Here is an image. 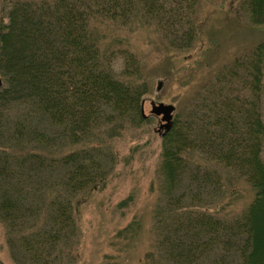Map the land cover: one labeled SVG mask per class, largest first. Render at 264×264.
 Wrapping results in <instances>:
<instances>
[{"label":"trees","instance_id":"trees-1","mask_svg":"<svg viewBox=\"0 0 264 264\" xmlns=\"http://www.w3.org/2000/svg\"><path fill=\"white\" fill-rule=\"evenodd\" d=\"M197 1L8 2L0 31V218L15 264H57L71 254L79 244L76 208L115 167L111 141L144 121L137 58L121 51L119 78L91 21L127 23L142 14L180 52L197 36ZM239 4L264 28V0ZM263 78L264 40L222 65L161 136L164 182L144 258L150 264H264ZM64 143L77 148L52 152ZM222 169L255 189L229 218L214 206Z\"/></svg>","mask_w":264,"mask_h":264},{"label":"rangeland","instance_id":"rangeland-1","mask_svg":"<svg viewBox=\"0 0 264 264\" xmlns=\"http://www.w3.org/2000/svg\"><path fill=\"white\" fill-rule=\"evenodd\" d=\"M10 1L14 0H0V31L7 22ZM239 1L198 0L193 14L197 36L188 49L180 52L169 46L156 21L142 14L127 23L98 18L91 21V32L102 52L112 55L119 78H123L121 51L127 49L137 58L140 80L145 82V116L138 125H126L111 141L115 167L98 188L84 194L75 210L79 244H74L71 254L65 253L57 264H150L144 258L152 248L151 225L164 182L160 175L163 135L157 130L160 118L150 113V103L173 104L172 119L177 113L185 116L199 88L222 65L264 40V28L249 21ZM261 108L264 119V91ZM34 146L44 152L43 145ZM75 148L77 145L64 143L52 152L64 154ZM220 174L223 190L214 206L229 218L247 207L255 189L230 169H222ZM0 264H15L1 218Z\"/></svg>","mask_w":264,"mask_h":264},{"label":"water","instance_id":"water-1","mask_svg":"<svg viewBox=\"0 0 264 264\" xmlns=\"http://www.w3.org/2000/svg\"><path fill=\"white\" fill-rule=\"evenodd\" d=\"M2 83L1 77H0V85ZM159 86H161V82H159ZM143 101L141 103V114L142 116H145L144 113V107H143ZM151 109L150 113L154 114L156 116H160V122L158 125L157 130L162 131V135H164L166 132H168L172 126V116L173 112L175 110V106L171 103H163V102H152L151 101Z\"/></svg>","mask_w":264,"mask_h":264},{"label":"flooded vegetation","instance_id":"flooded-vegetation-1","mask_svg":"<svg viewBox=\"0 0 264 264\" xmlns=\"http://www.w3.org/2000/svg\"><path fill=\"white\" fill-rule=\"evenodd\" d=\"M158 118H160V116H157Z\"/></svg>","mask_w":264,"mask_h":264}]
</instances>
